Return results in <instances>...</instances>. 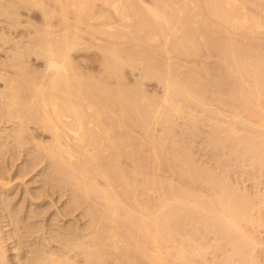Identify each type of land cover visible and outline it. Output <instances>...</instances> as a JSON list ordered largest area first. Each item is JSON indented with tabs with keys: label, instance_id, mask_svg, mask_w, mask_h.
I'll list each match as a JSON object with an SVG mask.
<instances>
[{
	"label": "bare ground",
	"instance_id": "6f19581e",
	"mask_svg": "<svg viewBox=\"0 0 264 264\" xmlns=\"http://www.w3.org/2000/svg\"><path fill=\"white\" fill-rule=\"evenodd\" d=\"M35 9L46 27L33 29L41 35L33 40L38 48L30 50L46 68L30 70L16 53L20 46L10 47L19 62L16 71L6 72V65L0 72V153L21 147L31 157H48L58 179L70 186L72 201L87 205L89 221L83 231L62 225L64 231L57 227L37 239L36 260L27 264H262L264 194L251 198L225 176L197 167L192 153L181 147L183 139L173 140L180 145L167 152V134L156 136L150 129L163 124L168 133L175 117L187 115L195 130L200 119L183 107L192 105L210 114L205 126L222 152L239 155L244 149L251 167L264 164V0H0V14L11 27L23 16L29 23ZM55 21L63 34L54 32L60 30ZM83 24L88 25L82 29ZM84 34L93 40L102 36L95 43L104 58L98 75L74 61L75 51L86 48ZM202 49L219 54L213 85L206 68L188 63ZM127 66L142 69L144 81L157 78L164 84L160 104L122 85ZM207 87L225 96L208 102ZM1 234L0 264H10Z\"/></svg>",
	"mask_w": 264,
	"mask_h": 264
},
{
	"label": "rangeland",
	"instance_id": "374dc122",
	"mask_svg": "<svg viewBox=\"0 0 264 264\" xmlns=\"http://www.w3.org/2000/svg\"><path fill=\"white\" fill-rule=\"evenodd\" d=\"M146 3H150L151 0H143ZM99 6V5H98ZM97 6V7H98ZM24 11H23V10ZM99 9V7L97 8ZM22 10V12H21ZM25 8L21 7L20 8V12L22 14H26L25 12ZM39 10L35 9L31 11V18L29 20L26 21V17L23 16V20L21 21V23L19 24H12V27L10 25V21L7 19L8 17H5V15H1L0 14V62H4L3 64L0 63L1 67H0V72H5V70H7L6 65H8V70L6 72H9L10 70H12L11 72L16 71L17 65L19 61H16V59H14L15 57V53L14 50L16 49V51L18 50V52L16 53H20V56L24 57V59L26 60L24 62V59L21 58V61L23 59L22 62H24L23 64L25 66H27L30 70L33 69V71L36 72H42L44 71L43 69L46 68V64L43 58L35 56L34 52L31 53V50L33 51V49H35V47L38 48V46L36 45L37 43H34V41H38V35L36 34L34 35V32L37 31L38 33V29L40 28V30L44 29L46 27V25L43 22L42 16L40 14V12H37ZM25 12V13H24ZM36 19V20H34ZM32 20H34L32 22ZM6 22V23H5ZM26 22V23H25ZM56 22V23H55ZM53 23V25L57 27H55L54 29H60V26L58 25V22L55 21ZM21 24V25H20ZM24 24V25H23ZM97 23L94 24V26ZM2 25V26H1ZM15 28L14 29V26ZM17 25V26H16ZM88 24H83L81 25V28L84 29L85 26ZM98 26L96 28L99 27V24H97ZM20 26V27H19ZM28 26V27H25ZM43 26V27H42ZM32 27V28H31ZM59 27V28H58ZM13 28V29H12ZM35 28V31H33V29ZM38 28V29H37ZM6 29V30H5ZM27 29V30H26ZM2 30L3 34L1 33ZM64 29H60L59 31H54L56 33V35H61L65 32H63ZM14 31V32H13ZM25 31V32H24ZM8 32V33H7ZM42 32V31H39ZM7 33V36H6ZM24 33V34H23ZM54 33V34H55ZM59 33V34H57ZM5 34V35H4ZM20 34V35H19ZM33 34V35H32ZM21 35H23L21 37ZM37 35V36H36ZM39 35V36H40ZM2 36V37H1ZM5 36V37H4ZM31 36V37H30ZM88 38H87V37ZM96 36V35H95ZM36 37V38H34ZM89 34H84V39L82 40V42L84 43V46L86 45L85 43H87L86 48L85 49H78L75 51L74 53V61L76 60V63H78L77 65H79V67L82 66V70H84V72H93L94 74L96 73L97 75L100 73L99 70L102 71V68H100L101 66L103 67V64L101 62H104V58L102 57V53L101 51L96 48V44H98V42H102L101 35H97V37H99V39H94V41L92 38L90 39ZM5 38V39H4ZM16 38V39H15ZM23 38V39H22ZM34 38V39H33ZM38 38V39H37ZM23 40L21 43L19 41L16 40ZM25 39H27L28 41L31 40V42H27V40L25 41ZM36 39V40H35ZM86 39V41H85ZM88 39V40H87ZM34 40V41H33ZM260 41H256V42H261L262 39H258ZM15 41V44L14 42ZM89 41V42H88ZM4 42V43H3ZM17 42V44H16ZM26 44H25V43ZM90 42L92 44H90ZM94 42V43H93ZM104 42V41H103ZM10 43V44H9ZM20 43V44H18ZM30 43H32L30 45ZM34 43V45H33ZM96 43V44H95ZM13 44V45H12ZM17 46H20L19 49ZM22 45V46H21ZM29 46L27 48V46ZM24 46V47H23ZM94 46V47H93ZM14 49V47H16L13 51L11 50V48ZM26 47V48H25ZM31 47V48H30ZM143 46H139V50H143L142 48ZM90 48V49H89ZM95 48V49H94ZM141 48V49H140ZM10 49V50H9ZM22 49H28V56L26 55L27 51L25 52L24 50L21 51ZM31 49V50H30ZM7 50V51H6ZM203 50V51H202ZM201 52H198L197 56H194L190 58V65H194L196 64L197 66H203L204 68L207 69V74H205V77L210 80L209 82L212 83V81H214L217 78V74H218V69H217V60L219 59V54L214 50H210L207 51L205 49H202ZM30 51V52H29ZM78 51V52H77ZM80 51V52H79ZM84 51V52H83ZM98 51V52H97ZM25 52V53H23ZM9 54V56L7 57V55ZM13 54V55H12ZM79 54V55H78ZM207 54V55H205ZM216 54V55H215ZM11 55V56H10ZM25 55V56H24ZM31 55V56H30ZM212 55V56H211ZM80 56V57H79ZM26 57V58H25ZM29 57H31L32 60L29 59ZM79 57V58H78ZM100 57V58H99ZM199 57V58H198ZM203 57V58H202ZM206 57V58H205ZM209 57V58H208ZM9 58V60L7 59ZM10 58H13L10 60ZM28 58V59H27ZM197 58V59H196ZM7 59V60H6ZM39 59V60H37ZM78 59V60H77ZM84 59V60H82ZM28 60V61H27ZM81 60V61H80ZM192 60V61H191ZM205 60V61H204ZM16 61V62H15ZM44 61V62H43ZM197 61V62H196ZM202 61V62H199ZM6 62V63H5ZM8 62V64H7ZM10 63V64H9ZM12 63V64H11ZM14 63V64H13ZM16 63V64H15ZM30 63V65L28 66V64ZM32 63V64H31ZM99 63H100V67H99ZM186 62H184L185 64ZM188 63H186L185 66L189 65ZM210 65H208V64ZM43 64H45V67L43 66ZM3 65V66H2ZM16 65V66H15ZM34 66V67H33ZM201 66V67H202ZM207 66V67H205ZM210 66V67H209ZM4 67V68H3ZM6 68V69H5ZM11 68V69H10ZM13 68V69H12ZM35 68V69H34ZM100 68V69H99ZM128 68V69H127ZM127 68H125V70H123V80H125L122 85L127 89V90H131L132 93L136 96L140 98L139 94V90H141L146 96H150L149 98H151L153 101L156 100V104H160L162 100V98L164 97L163 95H165V88L163 87L164 84H162V82H160L157 78H151L150 80L147 79L146 81L143 80V70L142 69H138L136 71V69L134 68H130V66ZM211 68V69H210ZM15 69V70H14ZM37 69V70H36ZM40 71H39V70ZM213 69V70H212ZM4 70V71H3ZM14 70V71H13ZM142 70V71H141ZM210 70V71H209ZM216 70V71H215ZM99 71V73L97 72ZM125 71V72H124ZM86 72V73H87ZM135 72V73H134ZM142 72V73H141ZM212 72V73H209ZM126 73V74H125ZM141 73V74H140ZM90 74V73H89ZM133 74V75H132ZM140 74V75H139ZM136 75V76H135ZM140 78H138V76ZM127 77V78H126ZM214 77V78H212ZM99 78V77H97ZM131 79V80H130ZM142 79V80H141ZM149 80V81H148ZM157 80V81H156ZM130 81V82H129ZM151 82V83H149ZM160 82V83H159ZM1 83V81H0ZM137 83V84H136ZM140 83V85H139ZM126 84V85H125ZM135 84V85H134ZM141 84H144L141 85ZM159 84V85H158ZM112 85L117 86L118 83L117 81L112 82ZM134 85V86H133ZM213 85V83L211 84ZM140 86V87H139ZM158 86V87H157ZM210 86V85H209ZM131 87V89H130ZM134 88V89H133ZM212 89V90H211ZM135 90V92H134ZM137 90V91H136ZM140 91V92H141ZM164 91V92H163ZM206 92V93H205ZM210 92V93H209ZM204 98L205 100L208 102L210 100H213L211 102H215L214 99L219 97L223 99V97L225 96L224 93H221V91L219 92V89L217 87H207V90L204 89ZM214 94V95H213ZM147 96V97H148ZM160 96V97H159ZM215 96V97H212ZM162 97V98H161ZM209 97V98H208ZM211 98V99H210ZM160 99V100H159ZM221 99V100H222ZM159 100V101H158ZM160 102V103H159ZM154 103V102H153ZM190 106V107H188ZM183 107H185L184 109H188L187 111H190L192 114H194V117L199 118L200 119V124H199V128L197 129H193L191 127V121L189 120V118L187 117V115H181V116H177L174 119V123L173 124V129L170 130L168 133L165 132V126H163V124H157L153 125L151 127V131L154 133V135L156 136H161L164 135L167 137L166 139H168L166 142V150L167 152L171 151L175 146H179L180 144H176L174 143L173 140L177 141L178 140H184V143H181V147H183L184 149H188L187 151L191 152L193 155V159H194V163L195 165H197V167L201 168L202 170L205 169V171H208V169L210 170L209 172H211L213 175H216L218 177L221 176H225L224 178H228L229 182H233L232 184H234L233 186L237 189L241 191H245L248 196H250L251 198H256L258 197L257 195H263L264 194V164H252L254 165L253 167L250 166V158H248L247 156V152L243 149V151L241 152V154H237L235 151H231L228 152L227 150H225L226 154H224L225 152H222V149L220 150V148L217 147V145L214 143V141L211 140V134L208 132L210 129L209 126H205V125H209V120H208V115L206 111H202L199 108H195L192 105H185L183 104ZM221 108V106H218ZM163 108V107H162ZM192 108V109H191ZM190 109V110H189ZM195 110V112H194ZM218 110L222 111V108ZM187 114V113H186ZM197 114V115H196ZM206 114V116H205ZM204 115V116H202ZM200 116V117H199ZM208 116V117H207ZM179 117V118H178ZM183 117H185L183 119ZM204 117V118H203ZM179 119V120H178ZM207 119V121H206ZM179 122H177V121ZM186 120V121H185ZM184 121V122H182ZM187 122V125L185 124ZM207 122V123H205ZM189 124V125H188ZM176 125V126H175ZM160 126V127H159ZM162 126V128H161ZM181 126V127H179ZM209 127V128H208ZM153 128V129H152ZM157 128V129H155ZM164 128V129H163ZM182 128V129H181ZM163 129V131H162ZM180 130V131H179ZM208 130V131H207ZM156 131V132H154ZM173 131V132H172ZM165 132V133H163ZM183 132V133H182ZM208 132V133H207ZM163 133V134H162ZM202 133V134H201ZM178 134V135H177ZM183 134V135H182ZM173 135V136H172ZM197 135V136H196ZM176 136V137H175ZM185 136V137H184ZM175 139H174V138ZM182 137V138H181ZM184 137V138H183ZM179 138V139H178ZM170 139V140H169ZM172 140V141H171ZM211 140V141H210ZM192 141V142H191ZM201 141V142H200ZM173 142V144H172ZM200 142V143H199ZM176 144V145H175ZM183 145V146H182ZM216 145V146H215ZM169 146V148H168ZM173 146V147H172ZM185 146V147H184ZM11 148V147H10ZM10 148L8 150H3L2 153H0V233L3 232V235L1 234L2 239L1 242L2 245L4 246V249H6V256L8 257L7 260L10 261V264H19L20 261H23L22 263L27 264V262L30 260V262H34L36 259V255H33L34 252L36 253L35 250H37L38 248V244L35 247V243H38L37 241L39 239L42 238V236H50L51 234L55 233V229L64 231L67 228H71L72 229H77L79 228V230L85 229L87 227L88 224V219L89 217L86 215L85 216V210L87 205L85 204H76L72 201V196H73V192L70 189V186L68 187L67 184L62 183L58 178H59V174L58 172L53 171L54 167L52 165H50L51 163H49V158L43 154L40 155V159L41 161H38L39 158H35V157H31L30 155H27L28 153V149L25 148H21V147H15L14 148ZM215 148V149H214ZM228 148V147H227ZM226 148V149H227ZM214 149V151H213ZM15 150V151H14ZM19 151V152H17ZM24 151V152H23ZM220 151V152H219ZM5 152V153H4ZM10 152V153H9ZM194 152V153H193ZM218 152V153H217ZM228 152V154H227ZM246 152V153H245ZM9 153V154H8ZM23 153V154H22ZM197 153V154H196ZM199 153V154H198ZM245 155H243V154ZM4 154V155H3ZM7 154V156H5ZM18 154V155H17ZM216 154V156H215ZM16 155V156H15ZM196 155V156H195ZM225 155V156H224ZM3 156V157H2ZM14 156V157H13ZM28 156V157H27ZM45 158H44V157ZM202 156L203 157L202 159ZM207 156V157H206ZM231 156V157H228ZM7 157V158H6ZM31 157V159H30ZM240 157V158H239ZM248 158V159H245ZM9 158V159H8ZM214 158H216V160H214ZM6 159V160H5ZM34 159V160H33ZM39 159V160H40ZM239 161H236L238 160ZM242 159V160H240ZM31 160V162H30ZM35 161L37 162V165L34 167H32L30 164H36ZM205 160V161H204ZM219 160V162H218ZM226 160V161H225ZM232 160V162H230ZM45 161V162H44ZM47 161V162H46ZM49 161V162H48ZM228 161V162H227ZM242 161V162H241ZM206 162V163H205ZM213 162V163H212ZM237 162V163H236ZM246 162V163H243ZM197 163V164H196ZM222 163V164H221ZM240 163V164H239ZM210 164V165H209ZM217 164V165H216ZM225 164V165H224ZM249 164V165H248ZM30 165V167H29ZM50 167H49V166ZM235 165V166H234ZM259 165V166H258ZM263 165V166H262ZM10 166V167H9ZM25 166V167H24ZM48 166V167H47ZM52 166V167H51ZM242 166V167H241ZM14 167V168H13ZM29 167V169H27ZM38 167V168H37ZM44 167V168H43ZM223 169H220V168ZM247 167V169H246ZM262 169H261V168ZM5 168V169H4ZM26 168V169H25ZM240 168V169H239ZM44 169V170H43ZM48 169V170H47ZM215 169V170H214ZM230 169V170H229ZM235 169V170H234ZM243 169V170H242ZM255 169V171H253ZM258 169V170H257ZM32 170V171H31ZM53 172H52V171ZM225 170V171H224ZM245 170V171H244ZM38 171V172H37ZM51 171V173H49ZM215 171V173H214ZM218 173H217V172ZM247 171V172H246ZM6 172V173H5ZM10 174H7L9 173ZM23 172V173H22ZM28 172V173H27ZM230 172V173H229ZM54 173V174H53ZM228 173V174H227ZM50 178H49V176ZM165 174L168 175V173L166 172ZM223 174V175H221ZM9 175V176H8ZM52 175V176H51ZM171 175V174H170ZM47 176V177H46ZM55 176V177H54ZM58 176V177H56ZM227 176V177H226ZM45 177V178H44ZM174 177V178H173ZM242 177V178H241ZM3 178V179H2ZM56 178V179H55ZM173 180L175 179L177 182L179 181V178L177 175H172ZM223 178V177H222ZM53 179V180H52ZM4 180L3 185H1L2 181ZM6 180V182H5ZM11 180V181H10ZM174 180V182H176ZM231 180V181H230ZM47 181V182H46ZM52 181V182H51ZM58 182V183H57ZM42 183V184H41ZM53 183V184H52ZM57 183V184H56ZM61 183V184H60ZM10 184V185H9ZM237 184V185H236ZM7 185V186H6ZM57 187H56V186ZM2 186V187H1ZM45 186V187H44ZM59 186V187H58ZM62 186V187H61ZM65 186V187H64ZM43 187V188H42ZM56 187V188H55ZM199 188V187H198ZM243 188V189H242ZM6 189V190H5ZM47 189V190H46ZM61 189V190H60ZM201 190L205 189V191H208L209 189L206 188H200ZM46 192H45V191ZM68 190V191H67ZM251 191V192H250ZM55 192V193H54ZM249 192V193H248ZM244 193V192H243ZM245 193V194H246ZM257 194V195H256ZM39 195V196H38ZM41 195V196H40ZM253 196V197H252ZM44 197V198H43ZM60 197V198H58ZM52 199V200H51ZM71 201V202H70ZM5 202V203H4ZM71 203V204H70ZM30 206H29V205ZM86 206V207H85ZM82 207V208H81ZM71 208V209H70ZM67 209V210H66ZM69 209V210H68ZM49 210V211H48ZM65 210V211H64ZM64 211V212H63ZM68 211V212H67ZM73 211V212H72ZM263 211V215H264V208H262ZM24 212V213H23ZM62 214H61V213ZM64 213V214H63ZM67 213V214H66ZM69 213V214H68ZM50 214V215H49ZM12 215V216H11ZM65 215V216H64ZM69 215V216H67ZM8 216V217H7ZM57 217V218H56ZM59 217V218H58ZM64 217V218H62ZM11 218V219H10ZM21 222V220H23ZM72 218V219H71ZM39 219V220H38ZM65 219V220H64ZM80 219V220H79ZM12 220V221H11ZM17 220V221H16ZM32 220V221H31ZM58 220V221H57ZM14 221V222H13ZM20 221V222H19ZM27 221V222H26ZM30 221V223H28ZM61 221V222H60ZM8 222V223H7ZM40 222V223H39ZM59 223V226L57 225ZM81 222V223H80ZM10 223V224H9ZM20 223L22 225H20ZM54 223V224H53ZM14 224V225H13ZM30 224V225H29ZM45 224V225H43ZM8 225V226H7ZM16 225V227H15ZM30 227H28V226ZM34 225V226H33ZM38 225V226H36ZM54 225V226H53ZM62 225H64L63 229ZM11 226V227H10ZM25 228H24V227ZM28 228H27V227ZM40 226V227H39ZM44 226V227H43ZM50 226V227H49ZM62 226V227H61ZM81 226V227H80ZM86 226V227H85ZM9 231L6 232L8 230ZM18 227V229L16 230V228ZM22 227V228H21ZM32 227H36V228H32ZM75 227V228H74ZM2 228V229H1ZM38 228V229H37ZM45 228V229H44ZM68 228V229H69ZM5 229V230H4ZM7 229V230H6ZM15 231H14V230ZM21 229V230H19ZM25 229V230H24ZM30 229V231L28 230ZM34 229V230H32ZM40 229V230H39ZM45 231H43V230ZM52 229V230H51ZM13 230V231H12ZM19 230V231H18ZM25 232L23 233L22 232ZM22 233H21V232ZM39 231H42L39 233ZM83 231V230H82ZM10 232V236L11 237L7 238L8 234ZM14 232V233H13ZM33 233L32 235L30 233ZM53 232V233H52ZM68 232H70V230H68ZM18 233V234H15ZM21 233V234H20ZM28 233V234H27ZM36 233V235H35ZM39 233V234H38ZM46 233V235L44 234ZM51 233V234H49ZM24 234V235H23ZM27 234V235H26ZM23 235V236H22ZM264 236V232L262 234ZM6 236V237H5ZM31 236V237H30ZM39 236V237H38ZM33 237V238H32ZM36 237V238H35ZM76 237V236H75ZM210 237V236H209ZM22 238V239H20ZM16 241H15V240ZM38 239V240H37ZM75 239V238H73ZM13 240V242H12ZM30 240V241H29ZM11 241V242H10ZM35 241V242H34ZM5 242V243H4ZM21 242V243H20ZM23 242V243H22ZM32 242L33 245L31 244ZM14 243V244H12ZM31 244V245H30ZM14 245V246H13ZM17 246V248H16ZM13 247V248H12ZM15 247V248H14ZM29 248V249H28ZM16 249V250H14ZM20 249V250H19ZM31 249V251H30ZM264 249V248H263ZM22 250V251H21ZM24 250V253H23ZM21 251V253L19 252ZM30 251V252H29ZM8 252V253H7ZM20 254H19V253ZM33 252V253H32ZM19 254V256L17 257V255ZM264 250L262 252V256L264 257ZM21 255V256H20ZM25 257H24V256ZM31 256V258H30ZM261 256V258H262ZM12 257V258H11ZM17 257V258H16ZM20 257V258H19ZM26 258V260H25ZM34 258V259H33ZM21 259V260H20ZM28 259V260H27ZM18 260V262H17ZM20 260V261H19ZM34 260V261H33ZM9 264V263H8ZM21 264V263H20ZM262 264H264V260L262 261Z\"/></svg>",
	"mask_w": 264,
	"mask_h": 264
}]
</instances>
